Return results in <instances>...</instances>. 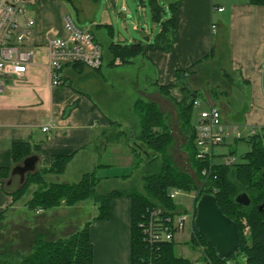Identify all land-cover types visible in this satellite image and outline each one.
<instances>
[{
    "label": "crops",
    "instance_id": "0c3cea01",
    "mask_svg": "<svg viewBox=\"0 0 264 264\" xmlns=\"http://www.w3.org/2000/svg\"><path fill=\"white\" fill-rule=\"evenodd\" d=\"M172 1L157 0V3L165 8ZM178 3L176 38L170 50H149L143 56L134 57L132 63L113 66L109 65V54L108 59H103L101 67L94 70L66 65L62 70L65 84L51 87L46 67L48 51L44 45L45 35L63 33L62 18L68 13L63 11L61 0H38L30 12L35 20L30 45L32 60L23 76L4 78L0 89V167L13 166L11 146L14 142L29 144L36 157L35 169L47 168L53 155L72 154L70 163H73L82 160L90 149L98 156L104 153L114 156L117 147L123 144L131 152L125 138L111 141L104 134L111 120L108 114L113 112V107L104 99L105 74L111 73L115 78L110 83L113 88L125 86L127 78H131V82L136 79L135 88H143L139 89L145 95L143 97L159 105L158 85L175 84L172 90L178 89V71L194 65L180 80L194 76L208 60L219 58L222 48L227 49L228 76L232 80L227 93H223L235 97L233 105L220 107L224 123L237 129L241 135L264 127V4H251L249 0H178ZM122 4L119 7L118 0L72 2L77 15L85 21L86 30L92 33L95 40L101 45L106 39L105 49L111 42L120 43L119 40L108 41L104 33L106 31L112 37L110 11L120 10V14L123 13L121 11H128V6ZM218 7L222 10H216ZM142 11L145 14V8ZM166 17L167 12L162 19ZM143 25L145 28L139 31L134 24L132 29L135 33L123 37L122 44L151 42L159 31V22L155 35L152 29L148 30L147 22ZM211 49L213 55L205 58ZM136 61L133 74L124 70L134 66ZM115 69H118L117 72ZM139 79L143 87L139 85ZM190 89H195L194 85ZM204 97H207L205 92ZM46 124L48 129L43 131L42 127ZM102 135L106 140L102 139ZM100 166L110 164H95L88 171L95 172L94 168ZM14 175L10 176L7 185L12 183ZM99 177L102 178L100 184L121 178L116 174ZM9 191L0 182V214L16 205L12 204ZM130 205V198L124 194L112 200L107 219H93L95 215L88 219L91 221L93 264H131ZM74 206L61 205L33 213L31 219L36 222L33 224L35 233L42 234L46 239H55L76 230L69 218V210Z\"/></svg>",
    "mask_w": 264,
    "mask_h": 264
},
{
    "label": "trees",
    "instance_id": "16d2710c",
    "mask_svg": "<svg viewBox=\"0 0 264 264\" xmlns=\"http://www.w3.org/2000/svg\"><path fill=\"white\" fill-rule=\"evenodd\" d=\"M148 2L152 19L159 22V31L149 43L111 42L106 47L111 56L109 65L132 63L134 57L143 56L149 50L168 51L171 49L176 38L178 0L170 2L165 8L158 4L157 0H148ZM249 2L264 4V0H249ZM166 12L168 17L162 19L161 14ZM212 55L213 50L211 49L205 58ZM72 66L76 69L83 67L78 63ZM193 67L194 65L176 74L177 87L181 93L180 99L176 100L171 97L170 90L176 87L175 84L158 85L157 88L161 94L172 99L178 109L179 117L189 130L185 150L194 175L181 172L172 165L166 154V148L171 142L170 129L156 102L139 98L134 101L133 109L140 119V131L135 135L130 130L126 140L135 157L133 168L136 170L145 168L140 174L141 190L132 189L126 192L113 188L99 192L97 187L102 178L97 176L93 170L84 172L78 181L72 183L48 181L46 176L63 173L72 157V154L53 155L47 168L27 172L23 181H20V185L8 192L12 204H16L28 190L29 197L24 202V207L27 212L32 213L50 210L61 205L73 206L90 199L97 209V214L93 219H107L110 216L112 200L125 194L131 200V264H149V259H151L150 264H264V127L257 129L249 136L235 138L234 143L243 140L249 144V149L241 155V161L229 164L218 162L212 165L206 185L198 189L196 182L204 178L201 171L208 166L207 161H200L195 156V132L191 126V117L193 98L198 93L180 80V77ZM217 94L211 92L213 97ZM112 123L114 122L109 120V126ZM233 152L232 150L231 153ZM141 154H145L146 158L142 159ZM28 156H33L28 143H12L13 166L0 167V182L3 186L10 181L11 169L21 164ZM157 160L160 163L156 164ZM170 188L185 192L194 190L197 192V198L201 193L212 192L211 189L215 188L213 194L217 205L236 223L240 238L238 251L225 259H219L213 246L198 233L193 222V232L188 244L193 250L197 248L202 250L195 260L177 255L175 240L160 243L154 250H149L142 241L138 224L143 220L148 209L159 207L169 213L179 212L181 207L167 195ZM241 192L248 195L249 205L243 206L235 202L236 195ZM182 211L185 212L186 209ZM4 215L5 213L0 214V221ZM90 224L91 221L86 220L80 228L55 239H46L38 233L33 238L29 250H17L12 253L0 252V264H93Z\"/></svg>",
    "mask_w": 264,
    "mask_h": 264
},
{
    "label": "rangeland",
    "instance_id": "374dc122",
    "mask_svg": "<svg viewBox=\"0 0 264 264\" xmlns=\"http://www.w3.org/2000/svg\"><path fill=\"white\" fill-rule=\"evenodd\" d=\"M71 1L73 2V0H61V7L65 13L69 14L72 21L78 28L85 30L87 27L85 25V21H83V19L77 15ZM122 3L128 6V11H121L123 12V15L120 14V10L117 11L115 9V11H110V19L112 21L111 30H113L111 31L112 37H109L106 31L104 33L108 41L119 40L120 43H123V37L127 38L129 34L131 35L135 33V31L132 29L134 24L139 27V31H141L142 28H145L143 22L148 23V30L152 29V33L155 35L158 30V25L157 22L151 17L148 0H118L119 7ZM137 7L141 9H137ZM142 8H145V14L142 11ZM128 15H130V17ZM161 15L163 17L165 13H162ZM101 43L103 59L105 60L109 58V53H107V50L105 49V44L107 43L106 39ZM136 59L138 61V57ZM137 61L135 62L134 66H131L130 68L126 67L124 70L126 72H132L133 74L134 70H136L135 67H137ZM200 69V72L196 73L194 76L188 78L185 77L183 82L186 83L189 88H192L194 85L198 95L202 98L204 97L205 92L207 94L206 99L215 104V106L218 108L221 106L225 107L226 105H233L232 102L235 101V97H233V95L230 96V94H228V96L224 94L226 91H228L227 89L229 88V85L232 84V80L228 76L227 49L222 48L219 58L217 57L215 60L211 61L208 60L206 64H204ZM117 70L118 69H115L114 71L117 72ZM114 71H112V73ZM105 78L107 84L105 85L106 90L104 99L113 107V112L108 114V118L113 120L114 123L109 126L104 134L106 139L109 138L111 141L118 138L120 135H122L120 137L121 140H124V138L126 140L130 130H132L135 135L140 131V119L133 109V104L134 101L139 98L145 99L143 97L145 95H142V93L139 92V89L143 90V88H139L137 90L135 88L136 79H133L134 83L132 84L133 80L131 82V78L125 79V86L113 88L111 87L110 83H112L113 79L115 78L111 76V73L108 74L107 72L105 74ZM141 79H139L138 82L139 85L143 87L144 84L142 83ZM234 89L235 88L233 86L232 91H234ZM211 92L218 94L216 97H213L211 96ZM170 94L171 97L175 98L176 100L180 99L181 97V93L178 89H171ZM90 95L95 98L93 93L90 92ZM158 108L163 115L165 123L170 129L171 142L166 148L167 156L170 158L172 165L177 170L194 175V170L190 165L188 155L185 150V147L187 146L189 130L186 129L182 119L179 117L178 109L175 103L171 98L159 92ZM192 111L196 113L197 108H193ZM103 135L102 139L106 140ZM234 137L235 135L226 137L224 141L225 144L223 143L224 145H220L214 149L216 154L220 153L218 154L219 156L215 158L217 162H223L226 157L233 158V162L241 161V155L249 149V144L243 140L234 143ZM122 145L120 144L117 147V154L114 156H109L106 153H104L102 156H98L95 151L90 149L85 153V155H83L84 158H82V160L69 163L63 173L59 175H47L46 179L51 182L72 183L78 181L82 174L85 171L91 169L93 165L96 164L103 166V164H110V166L95 167V173L98 176L105 174H116L121 176V178H119L117 181L113 179L99 184L97 187L99 192L113 188L126 192H130L132 189L141 190L142 180L140 178V174L145 168L143 169L142 167L140 170L134 169L133 164L135 157L133 153L127 151ZM232 150L234 151L233 153H231ZM141 156L142 159L146 158L145 154H141ZM158 163H160L159 160L156 161V164ZM12 178L13 181L10 183V185H4L8 190L18 187L21 183L19 181L20 178L18 175H14ZM196 183L199 186L201 181H197ZM194 194V190H191L190 192L180 190V192L172 199L175 204L181 207L178 213H182L184 212L182 210L186 209V212L188 214L192 213V217H194ZM28 197L29 190L23 194V196L16 202V205L13 208L5 212L3 219L0 221V252L12 253L17 250L27 251L30 249L31 242L37 233H35V225L33 226V224L36 222L34 219H31L33 213L27 212L24 207V202ZM69 214V218L73 220L74 223L72 225H75V228H80L83 223L92 215L97 214V209L93 202L89 199L72 207L69 210ZM191 222H193V219ZM29 225H31V227ZM39 226L42 225L39 224ZM192 232V223H187L185 229H183L181 233L175 235V252L177 255L195 260L202 250L198 248L193 250L190 248L188 241L192 235Z\"/></svg>",
    "mask_w": 264,
    "mask_h": 264
},
{
    "label": "built area",
    "instance_id": "2783aa9c",
    "mask_svg": "<svg viewBox=\"0 0 264 264\" xmlns=\"http://www.w3.org/2000/svg\"><path fill=\"white\" fill-rule=\"evenodd\" d=\"M37 1L0 0V89L4 78L17 79L23 76L26 66L32 60L30 45L35 20L30 12ZM216 10L220 11L222 8L218 7ZM62 21L63 33L52 32L45 35L44 45L48 51L46 67L51 87L65 84L62 70L66 65L78 63L94 70L100 68L103 61L102 47L89 30L78 28L68 14L63 16ZM192 108H197L196 113L192 111L191 117V126L195 132V156L200 161L208 162V166L201 171L204 177L198 186L201 189L206 185L212 165L218 163L214 149L222 145L230 135H235L234 138L249 136L257 129L241 135L237 129L224 123L220 108L206 97L195 95ZM48 126L44 125L42 130L46 131ZM233 161V158L226 157L222 163L229 164ZM215 190L212 188V192L207 193L213 194ZM179 192V189L171 188L167 195L173 199ZM194 192L193 203L197 199V192ZM192 219V213L188 214L186 211L169 213L159 207L148 209L138 224L142 241L149 250H154L160 243L174 240L175 235L181 233L187 223H192Z\"/></svg>",
    "mask_w": 264,
    "mask_h": 264
},
{
    "label": "water",
    "instance_id": "95a60500",
    "mask_svg": "<svg viewBox=\"0 0 264 264\" xmlns=\"http://www.w3.org/2000/svg\"><path fill=\"white\" fill-rule=\"evenodd\" d=\"M35 156H28L21 164L11 169V175L16 174L22 182L27 172L35 170ZM235 202L247 206L250 203L248 195L241 192L236 195ZM195 215L193 225L198 233L214 248L219 259H225L238 251L240 238L235 221L226 216L216 203L214 194L201 193L194 203Z\"/></svg>",
    "mask_w": 264,
    "mask_h": 264
}]
</instances>
